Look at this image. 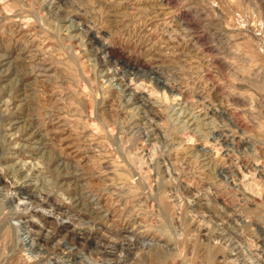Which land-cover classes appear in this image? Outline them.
Segmentation results:
<instances>
[{
	"label": "rangeland",
	"instance_id": "rangeland-1",
	"mask_svg": "<svg viewBox=\"0 0 264 264\" xmlns=\"http://www.w3.org/2000/svg\"><path fill=\"white\" fill-rule=\"evenodd\" d=\"M0 264H264V0H0Z\"/></svg>",
	"mask_w": 264,
	"mask_h": 264
},
{
	"label": "bare ground",
	"instance_id": "bare-ground-1",
	"mask_svg": "<svg viewBox=\"0 0 264 264\" xmlns=\"http://www.w3.org/2000/svg\"><path fill=\"white\" fill-rule=\"evenodd\" d=\"M2 207V206H1Z\"/></svg>",
	"mask_w": 264,
	"mask_h": 264
}]
</instances>
